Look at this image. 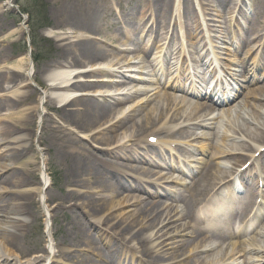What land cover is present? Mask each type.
Instances as JSON below:
<instances>
[{"label": "bare ground", "instance_id": "obj_1", "mask_svg": "<svg viewBox=\"0 0 264 264\" xmlns=\"http://www.w3.org/2000/svg\"><path fill=\"white\" fill-rule=\"evenodd\" d=\"M127 1L132 5L129 10L119 1L116 4L124 13L141 12L143 18L147 17L148 13L152 15L149 22L152 35L144 38V42L137 37L138 33L145 29L141 25L125 32L124 37L103 31L106 18L114 15L108 0H51L56 19L55 26L66 28L70 33H77L75 40L68 36L64 39L66 43L55 46L53 58L47 61L42 69V72L47 73V81H49L45 83L47 107L54 109L57 106L56 112L62 120L56 122L48 117L45 120L44 130L49 129L52 132L49 149L55 147L66 162L68 183L65 199L82 200L81 206L87 209L93 218L90 222L92 226L100 230V226L105 225L117 236V239H112L109 243L112 245L117 243V240L120 241L118 247L109 250L112 256L123 255L152 264L155 259L162 260L178 248L181 251L173 254L168 264H176V261L184 256L186 259L189 257L184 264H233L228 262L225 248L211 243L213 239L215 241L224 239L225 224L217 218L209 219L206 209L203 211L205 218L201 221L202 217L197 215L199 209L197 202L206 201L214 190L216 196L221 195V192L232 187L237 179L243 181L255 177L249 169L243 170L242 166L248 158L253 160L256 151L264 146V87L250 90L257 104L248 106L245 99H239L226 109L206 107L185 95H150L152 90L146 89L147 84H153L156 79L162 81L166 75L169 77L167 83L171 84L174 78L172 75L177 73V65L169 63L168 59L174 54L172 40L179 41L178 21L181 16L176 9L179 8L178 0ZM248 1L251 2V0H243V5ZM11 3V0L6 1L5 6L9 7ZM229 3L227 0H200L201 6L205 7L204 14L208 13L206 10L210 9V6L216 4L230 8ZM183 7L184 16L191 22L184 25V31L190 42L192 41L189 47L193 56L190 62L194 74L191 75L185 70L180 72L178 79L188 77L191 80H204L205 73L201 69L210 67L214 63L208 45L213 43L215 49H218V44L221 45L224 41L225 44L233 47L235 53L242 50L244 52L241 59L232 62L234 68H230L231 73L225 76L230 84L234 85L240 81L243 73L247 71L248 57L253 52L263 50V55L256 66L259 68L264 66V26L260 28L257 24L261 18L264 19V0H258L255 15L249 23L236 20L237 24L241 25V30L253 32L252 37L247 41L242 40V35L236 36L232 32L227 36L209 34L211 40H206L207 35L194 9L193 0H183ZM225 22L223 20L221 23ZM206 26H210L207 29L211 32V26L217 25L207 23ZM170 30L171 36L166 44ZM199 30L201 33L198 32ZM102 42L107 46H114L115 43L121 46L132 45L134 48L117 47V49L125 52L139 49L147 59H142L140 56L133 58L126 56L123 61L114 60L116 56L113 59L111 55L115 53L101 44ZM154 47L156 51L152 53L151 49ZM178 52L175 60L179 57ZM220 54L221 52L217 50V55ZM216 57L220 61L223 60L220 56ZM134 71H139L136 74L141 76L133 73ZM12 72L13 87L26 84L24 79L21 81L15 79L17 76H24L22 71L12 70ZM97 74H101V77H97ZM250 80L253 82L255 78L251 77ZM172 86L176 91H186L179 84ZM137 95H139L137 103L135 101V104L129 105ZM6 102L7 98H4L0 102V108L11 105L10 100ZM72 106L76 108L71 109ZM146 106L149 108L147 109ZM34 116L35 112L31 110L28 114L31 124ZM121 129H123L121 134L116 133ZM13 130L14 128L5 127L3 132H0V146L8 143L1 146L7 159L0 163V183L12 182L18 188L32 185L31 180L37 181L36 172H29L25 176L22 168H15L16 162H7L31 151V147L26 145L30 141V134L10 137ZM73 131L91 134L79 136V133L76 139ZM110 133L116 134L110 135ZM149 133L147 139L160 137V139H169L170 142L175 141L172 139L176 138L185 142L205 139L210 144L209 148L211 147L219 155H237L238 158L235 161L224 159L216 164L208 162L195 183H190L186 188L191 193L189 198H185L182 193L178 194V189L172 188L168 192L163 188L164 196L181 199L183 206L169 204L161 208L158 202L145 204L141 201L142 198L122 194V191L131 188L150 192L152 191L150 188L154 185L162 186L160 177L152 179L154 172L147 166L160 165L161 160L168 159V152L171 153V150L170 147L158 148L148 140L146 142L145 136ZM9 137L12 140L8 139ZM84 137L90 138L98 145L104 143L106 147L97 153L82 142ZM191 142L179 146L180 156L177 157V163L186 165L189 163L187 158L194 157L191 155L195 151L191 147ZM181 154L186 159H182ZM185 154L188 156H184ZM261 156L264 159V153ZM257 161L258 159H254V163ZM6 171H8L7 175L2 177L1 174ZM45 173H48L47 169ZM131 173L142 174L139 179H145V182L127 180ZM162 178L163 182L167 181V183L177 182L178 179L174 175L167 179ZM113 179L115 183L112 182ZM69 185L76 189L70 188ZM93 192H97L100 196L96 198ZM104 192L109 193L102 194ZM156 193L153 191L155 196ZM37 194L34 189L16 192L0 187V202H4L0 204L3 207L0 210V239L7 245L18 248L19 238L25 235L27 214L34 215ZM120 195L124 196L119 197ZM254 195L255 191L249 189L246 195L237 197L233 201L237 206V216H241L240 221L246 219ZM64 202L58 203L57 207H64ZM76 205L77 203H74L68 207L72 208ZM115 213V216L110 217ZM111 221L113 223L110 225ZM203 222L209 223L211 230L209 234L204 233L201 228ZM72 223L79 227V232L82 234V239L75 240L72 247L77 249L82 243L92 246L94 233L90 229V223L85 224L78 220H73ZM258 233L264 236V228H260ZM188 237L194 240L188 241ZM262 239H255L253 241L255 246L252 247L248 246L252 241L248 238L239 244L238 253L245 252L243 263L264 264ZM211 245L214 248L208 251ZM75 252L76 250H60L53 253L51 251L46 260L51 264H57L63 258H70ZM97 253L99 256H105L103 251ZM206 253H209L208 256H200ZM82 259V261H93L86 256ZM7 261L5 252L0 249V264H7ZM37 263L35 259L32 264Z\"/></svg>", "mask_w": 264, "mask_h": 264}, {"label": "rangeland", "instance_id": "obj_2", "mask_svg": "<svg viewBox=\"0 0 264 264\" xmlns=\"http://www.w3.org/2000/svg\"><path fill=\"white\" fill-rule=\"evenodd\" d=\"M6 1L9 0H0V54L2 53L0 55V83L2 84V88L0 89V102L3 101L4 98H7L6 103L10 100L9 104L11 105L9 107L0 108V132H3V129L6 127L10 129L14 128L10 137L30 134V141L26 145L31 147V151L24 153L20 157L14 158L11 162L7 160V162H16L15 168H22L25 172V176H27L26 174L29 172H36L35 179L37 182L31 180L30 182H32V185H23L18 188H16L17 186L12 182L0 183V187L7 188L8 190H15L16 192H18V190L34 189L38 194L35 196L37 204L33 210L34 215L32 213L27 214V226L24 228L25 235L19 238L18 248L11 247L0 239V249L5 252L8 258L7 264H32L35 259L38 262L37 264H51L50 261L47 262L46 257L49 256L51 251L53 253L60 250H76V252L72 253L70 258H63L61 262L57 264H105L103 262L104 257L101 255L99 256L97 251H104L105 253V251L109 250L108 248L106 249V246L103 244V241L108 240V234L111 237L109 238L110 240L117 239V236L105 225H101L100 230L92 226L90 222L93 221V218L88 213L87 209L81 206L82 200L72 201L65 199L68 183L66 162L55 147L49 149L48 146L51 144L49 138L52 136V132H50L49 129H47V131L44 130L46 126L45 120L48 117L53 118L56 122H62V120L56 112L58 109L57 106H55L54 109L47 107V99L45 98L47 84L45 85V83H49V81H47V73L45 74V72H42V69L46 62L53 58L55 46H57V44L66 43L64 39L68 36L71 37L72 40H75L77 33H70L66 28L62 29L55 26L56 19L53 14L51 0H11L12 3L9 7L5 6ZM108 1L112 7H115L118 1L126 7L132 6L129 5V1L127 0ZM235 1L236 0H232V3H235ZM180 2H183V0H180ZM251 2L255 7L258 0H251ZM252 5L250 7L253 13ZM228 12V8L218 7L217 11L209 16V18L217 19H220V17L215 14L222 13L226 16V23H223L222 27H215L221 30L223 35H226L229 29H236L234 20H232L234 15ZM114 15L113 17L108 16L106 18V24L103 25V31L107 34H114L118 26L113 23L117 22L118 19L130 27L140 21V13L128 14L129 16L122 17L123 14L118 7H116ZM210 23H216L221 26L218 21H210ZM115 44L116 46H121L118 43ZM103 45L115 53V55H111L113 59L114 56H116L114 60L123 61L125 57L129 55V53H121L117 51V49L115 50L113 46ZM227 47L231 48L230 46ZM135 56L137 55H131L130 57L133 58ZM225 57L226 59H235L229 53H227ZM12 70L22 71L24 76H17L15 79L19 81L24 79L26 84L13 87L12 78H14V75ZM39 70H41L40 73ZM96 76L101 77V74H97ZM19 101L21 102L19 103ZM129 103V105L134 104L133 100ZM253 105L255 104H251V106ZM74 108H76V106H72L71 109ZM146 108L148 109L149 106H146ZM31 110L35 112V116L32 118V124L30 122L31 119L28 117ZM56 125H60V123H56ZM122 131L123 129L116 133L121 134ZM73 132L76 139L79 136L91 134L87 132L81 133L79 131ZM77 134H79V136H77ZM115 134L110 133V135ZM148 135H150V133L146 134V141L148 140ZM10 137L8 139H10ZM85 138L86 137H84L82 142L97 153L106 147L104 143L98 145L90 140V138ZM40 140L43 142H39ZM198 142H201V140H198ZM195 143L197 146H200L197 142ZM6 144L8 143H3L1 146ZM1 146L0 163L7 159L4 156L6 153ZM209 156H211L210 151L208 157ZM45 169L48 170V174L45 173ZM151 171L155 172L154 174L170 172L169 170H163L160 173L159 168H153ZM7 173L8 171L1 174L2 177L7 175ZM49 175H51L52 180ZM69 186L70 188H75L71 185ZM108 193L109 192H104L102 194ZM126 193L124 194L127 195ZM129 194L130 196L133 195V193ZM93 196L98 198L100 195L97 194V192H93ZM123 196L124 195H120L119 197ZM135 196L138 195L135 194ZM142 197L145 198L146 196ZM147 197L150 201L151 197ZM62 202H64V207L58 208V203ZM1 203L4 202H0V204ZM74 203H77V205L72 208L68 207ZM2 208L1 205L0 210ZM116 213L114 215L111 214L110 217L115 216ZM73 220H78L85 224L90 223V229L94 233V244L92 246L82 243L77 249L72 247L75 240L82 239L79 227L73 225ZM112 223L113 221L110 222V225ZM118 244L119 240H117V243L110 245L109 248L113 250ZM180 251L181 249H174L162 260V262H164V264L168 263L172 255ZM107 255L109 254L107 253ZM84 256L92 258L93 261H82V257ZM181 259L184 260L183 258ZM113 262H115L114 257Z\"/></svg>", "mask_w": 264, "mask_h": 264}]
</instances>
